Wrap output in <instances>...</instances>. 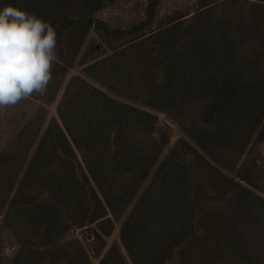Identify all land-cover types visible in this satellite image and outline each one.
<instances>
[{"label": "trees", "instance_id": "16d2710c", "mask_svg": "<svg viewBox=\"0 0 264 264\" xmlns=\"http://www.w3.org/2000/svg\"><path fill=\"white\" fill-rule=\"evenodd\" d=\"M113 2L0 0V8L21 7L55 27L59 59L45 94L60 89L98 34L100 45L80 61L87 76L166 114L189 139L161 160L170 135L152 111L72 78L61 124L49 125L22 175L33 147L5 160L0 235L17 250L4 260L0 244V264H93L89 248L101 258L132 204L122 246L100 264H264L263 171L257 159L242 161L264 142V0L203 3L191 19L157 30L161 0H148L145 18L121 29L98 18Z\"/></svg>", "mask_w": 264, "mask_h": 264}, {"label": "rangeland", "instance_id": "374dc122", "mask_svg": "<svg viewBox=\"0 0 264 264\" xmlns=\"http://www.w3.org/2000/svg\"><path fill=\"white\" fill-rule=\"evenodd\" d=\"M203 3L210 4V6H216L217 9L222 8L226 4L225 0H161V4L158 10L159 13L154 22L153 30L168 24L174 19H178L179 21L191 19V17L198 12ZM147 6L148 0H114L111 6H105L106 8H104V10H102L98 14V18L105 20L113 28H128L129 26H132L145 18ZM100 43L101 38L98 34H92L88 37V39H86L85 45L82 51L79 53L76 63L67 72L65 79L58 91H56V89L55 91H52L51 89V92H48L43 97L30 96L27 99L21 100L16 105L0 107V173L3 171V168L6 167L5 160L8 157L24 153L28 146L33 147L32 151L29 153L27 162H25L21 173H19V176L22 175L23 170L30 162L32 155L34 154L43 134L46 132L49 125H54L55 120H57L61 124L58 115V105L65 91L67 90L70 81L74 77H81L86 79L100 91L104 92L109 97H112L121 103L129 104L138 109L152 111V113L158 118V125L161 128H166L165 131L170 135V145L161 156V160L166 157L169 149L175 146L181 139H189L182 126L166 114L159 111L149 110L147 107L137 102H133L129 99L118 96L116 92H114L109 87L101 84L95 79H92V77L87 76L85 66L80 62L81 58L87 59V57L85 58L86 55L84 56V54L86 52L88 54L93 46L100 45ZM105 51L106 49L102 50L101 52L104 53ZM101 52H96L93 57H96ZM154 77L157 78V74L155 72L153 73V78ZM49 97H52V99L50 100ZM197 116L196 114L193 116L195 120L198 119ZM249 158L257 159L258 165L263 171L264 181L263 140H260L252 147H250V149L242 158V161H245ZM228 175L234 177L233 174ZM151 179L152 175L144 183V186L139 194H141L148 187ZM8 207L9 203L6 205L5 209L3 210V214L0 216V225L3 221L4 213H6ZM133 207L134 204H132L125 212L122 220L115 225L113 234L110 237L106 238L107 246L102 252L101 258L96 259V257L98 256L97 251H94L93 248H89V253L92 258L93 264H100L102 258L114 244L117 243L122 246L121 229L123 223L129 217ZM24 228L27 229L26 224ZM78 233L82 241L86 243L87 247H90L91 242L89 241L91 240L87 238L88 233L86 231H81ZM0 237L3 259L10 260L16 254V243L14 242V239L8 234L4 233L2 236L0 235ZM35 244L39 245L37 240H35Z\"/></svg>", "mask_w": 264, "mask_h": 264}, {"label": "clouds", "instance_id": "9594fccd", "mask_svg": "<svg viewBox=\"0 0 264 264\" xmlns=\"http://www.w3.org/2000/svg\"><path fill=\"white\" fill-rule=\"evenodd\" d=\"M58 59L50 22L12 4L0 8V107L43 96Z\"/></svg>", "mask_w": 264, "mask_h": 264}]
</instances>
